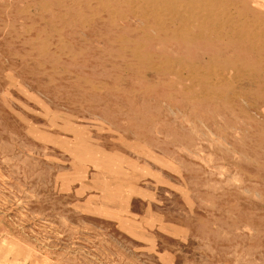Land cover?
Segmentation results:
<instances>
[{"label": "rangeland", "instance_id": "374dc122", "mask_svg": "<svg viewBox=\"0 0 264 264\" xmlns=\"http://www.w3.org/2000/svg\"><path fill=\"white\" fill-rule=\"evenodd\" d=\"M147 1L0 0V264H264V0Z\"/></svg>", "mask_w": 264, "mask_h": 264}, {"label": "bare ground", "instance_id": "6f19581e", "mask_svg": "<svg viewBox=\"0 0 264 264\" xmlns=\"http://www.w3.org/2000/svg\"><path fill=\"white\" fill-rule=\"evenodd\" d=\"M167 2H170V1H167ZM147 3H148V1H147ZM163 6H164V3H163ZM144 7H146V6H144ZM164 7L169 9V10H171V12H172V10L174 11V8H176V7L183 8L184 11L182 13L179 12V11L175 12V14L173 12L172 13L174 14V16L179 15V17L182 20L186 19V21H187L186 25H189V27H192V28L194 26V22L196 21V18H198L197 14H196V12L198 10L203 12V13L205 12L206 15L203 14L202 18L209 19V20L214 19L216 22H218L219 26H216L215 28L214 27L210 28L211 32L212 31H220V30H222L223 26L225 25L224 23H227L228 25L231 24L234 27H240L239 25L235 26L234 23L231 22V21L230 22L229 21H225L224 16L226 15V12L224 11V9L221 6H219V5H213V3H210V0H188L186 2H182V1H178V0L175 1L174 0V1H171V3H169L168 5L166 4V6H164ZM143 9H145V8H143ZM180 11H182V9ZM176 17H178V16H176ZM156 18H158V17H156ZM172 20H171V22H172ZM174 22H175V18H174ZM176 28H178V26ZM176 28L173 31L178 32ZM200 28H201V30L204 29V27H202V25L200 26ZM204 30L208 31L209 29L205 28ZM245 30L247 31V29H245Z\"/></svg>", "mask_w": 264, "mask_h": 264}]
</instances>
